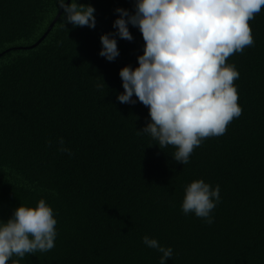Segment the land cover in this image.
Listing matches in <instances>:
<instances>
[{
  "label": "trees",
  "instance_id": "trees-1",
  "mask_svg": "<svg viewBox=\"0 0 264 264\" xmlns=\"http://www.w3.org/2000/svg\"><path fill=\"white\" fill-rule=\"evenodd\" d=\"M77 3L95 8L94 29L63 25L55 0H0V220L41 198L57 220L53 249L8 264H159L145 235L173 249L166 264H264V8L249 21L254 45L226 61L242 114L182 165L173 146L137 131L148 108L116 98L119 69L143 52L139 30L117 37L114 61L98 55L114 9L131 12L134 0ZM197 179L220 187L211 225L181 211Z\"/></svg>",
  "mask_w": 264,
  "mask_h": 264
},
{
  "label": "clouds",
  "instance_id": "clouds-1",
  "mask_svg": "<svg viewBox=\"0 0 264 264\" xmlns=\"http://www.w3.org/2000/svg\"><path fill=\"white\" fill-rule=\"evenodd\" d=\"M55 2L63 10V25L95 28L91 4ZM132 7L131 12L114 9L119 13L112 23L115 31L100 35L98 55L114 61L119 56L117 37L132 41L129 25L139 30L143 52L136 57L137 66L119 69L123 92L116 98L120 103L139 101L146 106L150 119L137 131L150 136L160 149L173 146L171 157L188 164L205 138L223 135L242 114L234 84L240 74L226 61L254 45L249 21L264 8V0H134ZM46 143L52 145V141ZM56 144L57 151L73 155L63 137ZM219 202V185L212 187L197 179L184 187L181 211L211 225V213ZM56 224L45 199L35 206L19 204L10 218L0 220V264H8L13 256L23 259L53 249ZM142 243L161 254L159 264L173 256V249L155 238L145 235Z\"/></svg>",
  "mask_w": 264,
  "mask_h": 264
},
{
  "label": "water",
  "instance_id": "water-1",
  "mask_svg": "<svg viewBox=\"0 0 264 264\" xmlns=\"http://www.w3.org/2000/svg\"><path fill=\"white\" fill-rule=\"evenodd\" d=\"M70 2V0H67L66 1V3H69ZM61 12H62V10H60V12L57 14V16L54 18V20L51 22V24L49 25V27H48V29H47V31H46V33L40 38V40L36 43V44H34V45H32L31 47H34L35 45H37L45 36H46V34L51 30V28L53 27V25H54V23L56 22V20H57V18L59 17V15L61 14Z\"/></svg>",
  "mask_w": 264,
  "mask_h": 264
}]
</instances>
